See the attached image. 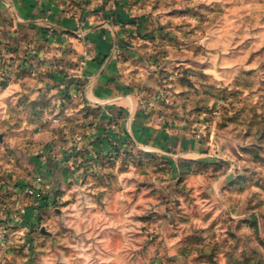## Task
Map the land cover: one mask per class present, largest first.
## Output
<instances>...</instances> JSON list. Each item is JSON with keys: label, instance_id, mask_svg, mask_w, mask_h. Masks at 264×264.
Returning a JSON list of instances; mask_svg holds the SVG:
<instances>
[{"label": "rangeland", "instance_id": "rangeland-1", "mask_svg": "<svg viewBox=\"0 0 264 264\" xmlns=\"http://www.w3.org/2000/svg\"><path fill=\"white\" fill-rule=\"evenodd\" d=\"M57 2L0 32V264H264V0ZM98 49L160 147L85 97Z\"/></svg>", "mask_w": 264, "mask_h": 264}, {"label": "crops", "instance_id": "crops-1", "mask_svg": "<svg viewBox=\"0 0 264 264\" xmlns=\"http://www.w3.org/2000/svg\"><path fill=\"white\" fill-rule=\"evenodd\" d=\"M57 3V0H0V32H3L10 25L30 27L34 24L40 25L41 22H46L47 19L52 17L53 13L57 14L55 12ZM97 53L96 56L86 62L84 67L86 76L83 77V80L88 79L85 89V97L87 100L104 104V112L122 111L124 117L122 126L126 130L122 131L120 135L121 140H125L123 134L127 133L142 148L153 149L154 147L151 146L152 142L159 147L163 145L164 143L163 141L161 142L160 137L158 139L155 137L151 140V134L152 132H157L159 136H162V140H165L168 135V129H163L159 125H156L155 131L152 130L154 127H151V122L159 121V119H153V117L148 118L145 116L142 124L138 123L137 116L139 115L140 109L139 98L132 90L129 92L121 90L122 82L117 63L112 59L103 62L101 56H99V49ZM104 112L100 117L106 116ZM171 129L174 130L173 128ZM176 132L173 131L172 133L174 134L176 145L180 146L181 140L184 139ZM112 133V130H106L102 125H98L95 128L94 133H92L94 139H96L93 145V148H96L95 151H101L102 148L107 152L110 149L108 140L113 137ZM185 152L191 156H195L198 150L192 146V148L189 147Z\"/></svg>", "mask_w": 264, "mask_h": 264}, {"label": "water", "instance_id": "water-1", "mask_svg": "<svg viewBox=\"0 0 264 264\" xmlns=\"http://www.w3.org/2000/svg\"><path fill=\"white\" fill-rule=\"evenodd\" d=\"M0 139H1V136H0Z\"/></svg>", "mask_w": 264, "mask_h": 264}]
</instances>
